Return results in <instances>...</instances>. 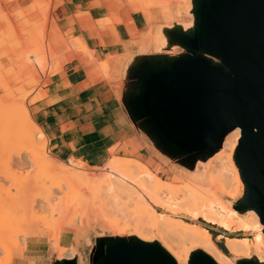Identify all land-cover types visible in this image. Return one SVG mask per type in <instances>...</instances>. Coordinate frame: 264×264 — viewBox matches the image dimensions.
I'll list each match as a JSON object with an SVG mask.
<instances>
[{"label": "rangeland", "instance_id": "rangeland-1", "mask_svg": "<svg viewBox=\"0 0 264 264\" xmlns=\"http://www.w3.org/2000/svg\"><path fill=\"white\" fill-rule=\"evenodd\" d=\"M114 1L123 4L122 0ZM126 2L132 7V10L143 12L150 25L149 30L139 44L141 48L150 44L156 45L153 41L154 34H162L167 37L160 24L172 25L178 22L185 27L193 25L192 0H126ZM61 3L62 0H0V28L2 27L0 29L2 35H0V43H2V45L0 44V48H2L0 49V74L3 77L0 81H4L3 83L9 86L8 88L0 85V97L2 99L3 97L6 98L3 103L8 104L9 107L11 105L13 108L14 112L11 108L14 115L13 124L17 130L20 127L34 128L30 120L26 121L28 115L31 116L35 124L40 126L32 108L36 102L47 96V91L44 89L47 84L46 78L59 71L72 52L88 56L94 60L93 51L88 48L82 38L74 37L69 31L63 32L59 27L55 10ZM118 11L117 6L112 8L110 17L99 22L106 26L123 22ZM166 17L173 21L171 23L165 22ZM132 33L134 37L139 35L136 30H133ZM180 51V48L174 50L175 53ZM103 67L108 73L110 64L103 63ZM5 88H7V91L4 90ZM8 89L11 91V95L8 93L9 96L6 93ZM1 104L0 106H2ZM10 128H12V131L16 129L13 126ZM12 134L11 131L10 135L8 134L12 139L8 140L10 142V149L8 150H11L12 155L9 168L2 165L0 158V198L4 202L7 200L6 204L9 207L7 211H10L8 213L0 209V264H33V260L36 261V264H49L58 259L67 258V254L63 252L61 247H67L68 244L61 243L60 235L63 231L68 230H73L76 234V241L73 246L79 254L80 262L86 261L89 257L88 248L99 237L159 241L168 250L173 246L183 249L190 247L185 239L179 235L176 236L175 233L173 234L172 230L167 232L164 229L167 232L165 234L163 230L162 233L161 231L156 233L157 227L153 224V220L146 213H135L134 205L118 208L105 199H103L104 202H96L90 190L86 186L80 185L83 181L79 182L75 176H69L70 179H67V176L58 171L61 163L51 155L48 142L36 140L35 147L31 149L32 147L28 146L29 139L27 137L25 140L23 139L24 141L19 142L16 139L18 136ZM139 137H142V140L140 139L135 145L141 154L135 156L131 151H126L125 156H121L122 152L118 149L119 145H116L111 149L112 157L117 155L125 161L142 162L155 175L173 183L175 186L185 185L189 177L196 176L199 166L203 168L201 164H198L194 171L185 170L177 164L176 160H171L159 153L145 136L140 134ZM18 152L21 155H17ZM220 152L221 150L206 164L216 162L215 158ZM227 154L230 159L232 150H228ZM65 164L73 175L79 171L87 172L89 176L93 177L104 176L105 173L104 165L100 167L89 166L82 161L75 160L73 163L66 162ZM231 165H233L235 171L234 179L237 196L233 198L227 194H222L221 199L233 206L242 197L245 189L241 174L235 170L233 162H231ZM49 166H55V169ZM68 182L75 185L77 191L74 194L69 192ZM49 190L51 191L50 195L52 194V197H54L53 200L52 197L50 200V197L47 196ZM83 199L87 201H82ZM152 205L150 208L153 212H164L160 207ZM154 206L155 208H152ZM240 213L245 214L246 212ZM168 215L176 221L185 224L192 223V219L186 215L171 213H168ZM9 218L10 220H8ZM1 219H5L6 227ZM200 223L210 230L219 247L220 245L225 246L226 252H224L231 257L233 256L225 245V237L248 236L243 232L223 230L203 220H200ZM3 225L5 228H2ZM30 226L39 228L45 234V238L41 240L45 243L37 249L39 250L38 254L29 255L32 257L29 262H23L19 254H27L33 250L30 247L31 240L28 238L26 242V237H22V235H26L25 228ZM6 228L8 231H5ZM137 231L143 234L137 233ZM220 234L223 237H220ZM66 237L70 238L71 236L67 235ZM195 249L198 248H191L189 253L191 254ZM169 251L171 252V250ZM254 254L256 253L252 252L250 256L235 257V260L252 257Z\"/></svg>", "mask_w": 264, "mask_h": 264}, {"label": "water", "instance_id": "water-1", "mask_svg": "<svg viewBox=\"0 0 264 264\" xmlns=\"http://www.w3.org/2000/svg\"><path fill=\"white\" fill-rule=\"evenodd\" d=\"M193 25L160 24L167 36L134 55L126 71L123 109L163 156L194 171L239 127L234 153L245 182L233 207L254 209L264 224V0H192ZM181 51L175 53L174 50ZM80 262L49 264H178L159 241L99 237ZM237 264H264L254 254ZM189 264H218L195 249Z\"/></svg>", "mask_w": 264, "mask_h": 264}, {"label": "crops", "instance_id": "crops-1", "mask_svg": "<svg viewBox=\"0 0 264 264\" xmlns=\"http://www.w3.org/2000/svg\"><path fill=\"white\" fill-rule=\"evenodd\" d=\"M122 2L62 0L55 10L61 30L82 38L94 55L93 60L72 52L61 69L46 78L47 96L32 108L56 160L100 167L112 158L111 149L116 145L121 156L126 151L141 154L135 144L142 137L124 112L123 98L129 61L141 52L139 44L150 25L143 12L132 10L126 0ZM116 6L123 22L101 24L99 21L110 17ZM133 30L139 34L137 37ZM105 61L110 64L108 73L103 67ZM25 232L33 250L19 256L21 261L29 262L45 243L41 241L45 234L31 226ZM60 239L63 244H74L76 234L73 230L63 231Z\"/></svg>", "mask_w": 264, "mask_h": 264}, {"label": "bare ground", "instance_id": "bare-ground-1", "mask_svg": "<svg viewBox=\"0 0 264 264\" xmlns=\"http://www.w3.org/2000/svg\"><path fill=\"white\" fill-rule=\"evenodd\" d=\"M165 20V22L170 23L173 21L169 17H166ZM5 26L7 25L5 24ZM154 36L155 38L153 41H155L157 47H161L167 43V37L164 35L154 34ZM0 44L2 45V43ZM4 47L6 48V46ZM104 64L108 65L109 61H105ZM0 76V79L3 78L2 74H0ZM1 83L0 85L3 87L6 86L9 88V86ZM5 83L7 84V82ZM6 89L7 88L4 90ZM6 93L7 95L8 93L11 95L10 89H8V92ZM3 99L0 97V104L3 103L6 98L4 100ZM3 104L0 106V158L3 163L2 165L9 168L12 157L11 150H8L10 149L9 141L12 140L10 139L11 136H9L10 131L13 133V136H18L16 139L19 142L24 141L27 137L30 143H28V146L30 145V148L32 147L31 149L35 147L36 140H44L45 143L48 141L42 129L33 122L30 115H28L26 121L30 120L34 128L32 127L33 129H31V127H20V129L23 130H20L19 128L17 130L13 124V108L11 105L9 107L8 104ZM10 125L13 126L14 129L16 128L14 130L16 131L15 133L11 130L12 128H10ZM240 137L241 129L239 127L229 132L224 139L221 152L215 158L216 162L206 164L199 160L198 164H201L203 168L199 166L196 176L189 177L185 185L175 186L173 183L161 179L155 175L144 163L139 161L136 163L135 161L131 160L125 161L121 159L120 156H113L107 161V163L104 165V176L93 177L89 176L87 172L84 171H79L77 174L73 175L71 170L66 168V162L64 163L63 161L59 162L61 164L60 167H58V171L61 174L67 176V179H70L69 176H75L79 182L83 181V183H80V185H84L90 190L96 202H104L103 199H105L109 203L112 202L118 208H121L122 206L126 207L134 205L135 213H146L148 217L153 220V224H155L157 227L156 233H159L160 231L162 233L164 229H166L167 232H171L172 230L173 234L175 233L176 236L179 235L185 239L190 244V247L183 249L173 246V248L169 249L171 250L170 253L176 258L178 264H189V252L190 249L194 247L203 249L205 252L210 254L218 264H237L235 257L250 256L252 252L256 253L261 261H264V224L261 223L257 212L254 209H250L246 211L245 214H241L240 211L236 210L230 204L223 202L221 199L222 194H227L233 198H236L237 196L234 179L235 171L233 169V165H231V162H233L236 168L235 170L240 173L239 166L233 159V155L239 144ZM228 150H232V157L230 159L229 155L227 154ZM20 152H18L19 154L17 155H21ZM73 162L74 160H71V163ZM49 164L53 165L51 163ZM51 167L52 169H55V166ZM7 176L9 175L7 174ZM242 182L245 189V182L243 179ZM67 188L71 194H74L77 191V189H75V185L71 184V182L67 183ZM50 192L51 191L49 190V195L47 196L50 197L49 199L51 200L52 194L50 195ZM53 199L54 197H52V200ZM6 201L4 202L3 199L0 198V209L2 211L8 212L7 210L9 207L8 204H6ZM82 201L87 200L83 199ZM152 204L160 207L162 210H164V212H153L150 208L153 206ZM155 206L152 208H155ZM168 213L174 215H186L192 219V223L185 224L183 222L176 221L169 217ZM8 220H10V218ZM200 220H203L213 226H218L223 230L229 232H243L248 236L225 237V245L228 248L230 254L233 256L231 257L217 245L210 230L207 227L202 226ZM2 221L6 227L7 224L4 222L5 219ZM5 227L4 225L2 226V228ZM5 231H8V229L6 228ZM165 232L166 231L163 233L165 234ZM137 233L143 234L140 231H137ZM15 236L17 237V235ZM24 236L26 237L25 240L27 242L28 238L26 235H22V237ZM220 237H223V235L221 234ZM61 249L65 254H67V258H73L77 255L75 246H73V244H70L67 247L63 246Z\"/></svg>", "mask_w": 264, "mask_h": 264}, {"label": "trees", "instance_id": "trees-1", "mask_svg": "<svg viewBox=\"0 0 264 264\" xmlns=\"http://www.w3.org/2000/svg\"><path fill=\"white\" fill-rule=\"evenodd\" d=\"M220 248H221L223 251H225V252H226V248H225V246H224V245H220Z\"/></svg>", "mask_w": 264, "mask_h": 264}]
</instances>
